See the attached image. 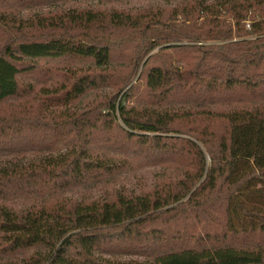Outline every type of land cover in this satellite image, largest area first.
Here are the masks:
<instances>
[{"label":"trees","instance_id":"1","mask_svg":"<svg viewBox=\"0 0 264 264\" xmlns=\"http://www.w3.org/2000/svg\"><path fill=\"white\" fill-rule=\"evenodd\" d=\"M58 1L0 0V154L56 151L0 162V264H264V0L8 11Z\"/></svg>","mask_w":264,"mask_h":264},{"label":"rangeland","instance_id":"2","mask_svg":"<svg viewBox=\"0 0 264 264\" xmlns=\"http://www.w3.org/2000/svg\"><path fill=\"white\" fill-rule=\"evenodd\" d=\"M174 0H118V1H98V0H66V1H58L47 3L45 5L36 6V7H9L8 11L18 17V18H26L31 17L39 13H44L47 11L55 10V9H83L87 7H99V6H116V7H131V6H145L147 4L157 5V4H166L173 2ZM155 61H151L149 63L152 64ZM40 65L43 66L45 69L51 68H63V67H74V66H82L81 62H74V63H65L63 61H40ZM142 68H140L139 73L137 76H141ZM60 77L56 76L54 78L44 76L43 73L29 75V74H22L19 77V81L24 86L27 83H32L31 85L34 86V94H37V97H41L42 91L46 88H54L60 82ZM137 80V78L135 79ZM144 78L138 82V84L144 83ZM40 100V98H39ZM39 101H34L37 103ZM56 151L49 150L44 152H35L30 151L26 153H5L0 154V162L4 160H10L13 158L21 159L23 161H27L33 158H39L41 155H47L51 153H55ZM159 173H161V168L158 166H141L137 168V170H132L128 174L124 173L111 183H101L89 188L87 190H79L76 192H71L70 196L77 197L79 199L86 198V197H97L99 195L103 196L105 193H109L114 190V187H127V188H135L139 189L143 187L144 189L150 187L155 181L159 179ZM47 198L46 195H39V194H30L26 196H14L9 199V201H5L8 207H22L28 205L34 201H41Z\"/></svg>","mask_w":264,"mask_h":264}]
</instances>
